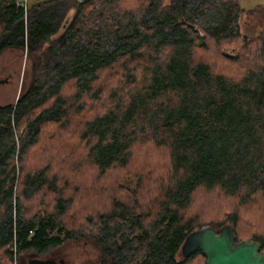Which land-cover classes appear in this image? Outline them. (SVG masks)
<instances>
[{"label":"trees","instance_id":"trees-1","mask_svg":"<svg viewBox=\"0 0 264 264\" xmlns=\"http://www.w3.org/2000/svg\"><path fill=\"white\" fill-rule=\"evenodd\" d=\"M241 1L0 0V55L31 66L0 105V264L66 242L207 264L184 241L226 225L264 251V27L242 40Z\"/></svg>","mask_w":264,"mask_h":264},{"label":"rangeland","instance_id":"rangeland-1","mask_svg":"<svg viewBox=\"0 0 264 264\" xmlns=\"http://www.w3.org/2000/svg\"><path fill=\"white\" fill-rule=\"evenodd\" d=\"M30 2V0H28ZM243 14L240 18L242 40H249L261 34L264 27V0H242ZM233 54L230 48L225 50ZM31 66L22 49L8 48L0 55V105L16 103L29 84ZM138 178L131 174L125 184L136 189ZM38 257L24 254L15 258L14 264H29V260ZM40 258L56 259L58 264H97L100 261L99 251L87 242H66Z\"/></svg>","mask_w":264,"mask_h":264},{"label":"water","instance_id":"water-1","mask_svg":"<svg viewBox=\"0 0 264 264\" xmlns=\"http://www.w3.org/2000/svg\"><path fill=\"white\" fill-rule=\"evenodd\" d=\"M207 257V264H264V251L253 240L235 241L234 228L226 225L220 233L210 227L190 233L182 246L184 257H189L197 250ZM65 261L62 259L60 263ZM29 264H58L56 259L34 257Z\"/></svg>","mask_w":264,"mask_h":264},{"label":"built area","instance_id":"built-area-1","mask_svg":"<svg viewBox=\"0 0 264 264\" xmlns=\"http://www.w3.org/2000/svg\"><path fill=\"white\" fill-rule=\"evenodd\" d=\"M24 4V6H27L28 0H20Z\"/></svg>","mask_w":264,"mask_h":264}]
</instances>
